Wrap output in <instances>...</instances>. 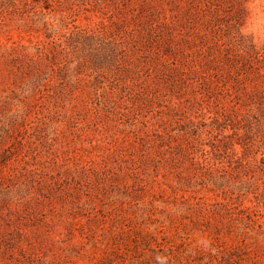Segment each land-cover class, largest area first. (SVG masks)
Segmentation results:
<instances>
[{
  "label": "rangeland",
  "instance_id": "1",
  "mask_svg": "<svg viewBox=\"0 0 264 264\" xmlns=\"http://www.w3.org/2000/svg\"><path fill=\"white\" fill-rule=\"evenodd\" d=\"M0 264H264V0H0Z\"/></svg>",
  "mask_w": 264,
  "mask_h": 264
}]
</instances>
